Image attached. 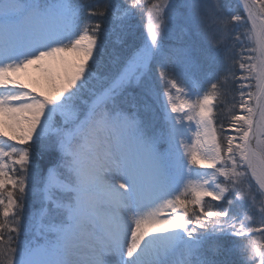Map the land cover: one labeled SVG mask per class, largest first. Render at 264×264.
Instances as JSON below:
<instances>
[{
	"label": "snow or ice",
	"instance_id": "obj_1",
	"mask_svg": "<svg viewBox=\"0 0 264 264\" xmlns=\"http://www.w3.org/2000/svg\"><path fill=\"white\" fill-rule=\"evenodd\" d=\"M0 264H264V0H0Z\"/></svg>",
	"mask_w": 264,
	"mask_h": 264
},
{
	"label": "rangeland",
	"instance_id": "obj_2",
	"mask_svg": "<svg viewBox=\"0 0 264 264\" xmlns=\"http://www.w3.org/2000/svg\"><path fill=\"white\" fill-rule=\"evenodd\" d=\"M232 3H235V0H232ZM32 81L33 82H35V84H41L42 85V81H41V78H40V76H39V74L38 73H33V75H32Z\"/></svg>",
	"mask_w": 264,
	"mask_h": 264
},
{
	"label": "bare ground",
	"instance_id": "obj_3",
	"mask_svg": "<svg viewBox=\"0 0 264 264\" xmlns=\"http://www.w3.org/2000/svg\"><path fill=\"white\" fill-rule=\"evenodd\" d=\"M42 81V80H41ZM33 82V81H32ZM34 83V85L37 87V89L39 90L41 87H43V83H42V85L41 84H35V82H33Z\"/></svg>",
	"mask_w": 264,
	"mask_h": 264
}]
</instances>
